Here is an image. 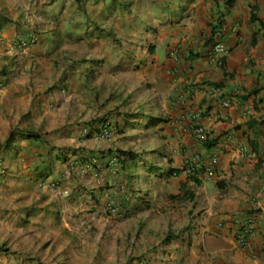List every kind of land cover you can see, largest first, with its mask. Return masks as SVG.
Segmentation results:
<instances>
[{
    "label": "rangeland",
    "instance_id": "rangeland-1",
    "mask_svg": "<svg viewBox=\"0 0 264 264\" xmlns=\"http://www.w3.org/2000/svg\"><path fill=\"white\" fill-rule=\"evenodd\" d=\"M17 1L2 3L15 11L28 9L30 14L34 6V15H39L43 0ZM108 1L60 0L59 4L51 0L54 16L50 20L24 22L37 34H44V38L34 43L38 46L33 53L12 60L16 73L0 84V142L7 139L11 130L32 128L43 135L50 133L47 139L51 144L43 146V160L36 156L40 158L36 164L47 165L29 180L24 179L25 175L33 171L24 169L35 164L33 144L21 139L15 150L0 149V213L6 212L13 237L12 243L2 245L6 251L16 243L15 247L47 264H113L115 257L107 255L111 252L134 260L150 247L147 237L163 235L168 229L169 241L174 239L169 233L179 238L184 227L185 235L186 225L196 223L204 197L208 196L205 184H196L185 171L168 180L141 163L132 171L139 172L142 178L133 180L135 194H127L126 209L124 204L109 199L108 194L126 185L128 178L119 174L120 181L113 179L106 184L102 176L89 172L90 168L82 167L74 158L81 148L92 149V142L96 141L89 136V128L98 131L101 118L106 116L111 122V134L103 141L114 142L119 152L134 150L148 163L158 159L164 167H168L169 155L179 168H183L186 159L197 156H185L173 135L175 126L166 125L167 91L171 79L180 78L174 64L183 63L179 60L182 42L173 24L185 7L192 9L193 0H122L132 1V10L123 12L118 8L114 14L106 12ZM82 5L87 15L82 12ZM4 23L0 16V28ZM76 23L80 32L69 34ZM93 23L113 29L115 37L100 36ZM55 27L59 33L49 35L48 29ZM153 44L154 51L149 48ZM124 53L132 57V64L120 62ZM29 58L36 62L27 67ZM81 59L100 63H96L92 74L86 75L82 71L84 64L74 67ZM77 126L86 129L83 136L68 135L66 129ZM57 148L65 149L56 154ZM161 148L166 150L167 159L158 154ZM152 151L156 153L154 158ZM24 163L29 164L27 168ZM36 175H40L41 182ZM52 180L59 181L57 188L51 187ZM145 181L149 183L144 184ZM187 190L194 197L183 199L182 192Z\"/></svg>",
    "mask_w": 264,
    "mask_h": 264
},
{
    "label": "crops",
    "instance_id": "crops-1",
    "mask_svg": "<svg viewBox=\"0 0 264 264\" xmlns=\"http://www.w3.org/2000/svg\"><path fill=\"white\" fill-rule=\"evenodd\" d=\"M193 2L192 9L185 7L176 15L173 24L174 32L179 34L182 42L179 60L183 63L174 64V71L180 72V78L171 79L167 91L166 125L175 126L172 132L178 138V149L185 156L194 153L201 159L213 154L217 156L213 170L198 176L205 184L208 196L204 197L196 223L186 225L185 235V227L180 231L181 237L169 241L168 229L163 235L155 233L147 237L150 247L133 257L134 260L118 252L108 253L109 258L115 257L113 264H264V0H235L232 4L229 0ZM49 3L51 0L41 1L39 15L35 16L36 7L32 5L34 10L30 14L28 9L11 10L10 5L0 0V16L5 22L0 30V84L16 73L12 60L20 59L28 52L33 53L38 46L40 41L21 49L20 37L16 35L19 32L23 33V37H29L35 32L24 22L50 20L54 11ZM27 14L31 16L27 17ZM77 20L74 19V22ZM66 27L68 30V25ZM74 27V30L69 29V34L80 32L77 23ZM48 30L49 35L59 33L56 27ZM40 37L43 39L44 34ZM218 42L226 46V51L219 55L221 64L212 58L211 51ZM32 62L36 61L29 58L25 64L29 67ZM215 84L220 88H215ZM13 88L11 86L12 92ZM226 100L230 101L227 106L224 104ZM198 128L204 130L210 147L197 139L195 130ZM80 129L77 126L66 130L68 135L80 138L86 130ZM89 129V136L95 139V131L91 127ZM40 134L45 140L43 146L48 147L51 142L47 138L51 134ZM8 137L0 142V149L4 147L5 150ZM26 140L28 144H35ZM95 141L92 142V149L81 148L74 153L77 163L82 165V158L98 155L101 157L100 164L89 172L102 176V182L106 184L113 179L120 181V175L113 174L106 163L110 156L120 153L117 145L110 140ZM43 146L41 149L32 146L35 164L28 166L24 163V167L28 166L24 170L33 171L27 172L30 176L25 175L24 179H32L33 174L47 165L36 164V160L45 154L41 151ZM64 149L57 148L56 154L64 152ZM38 155L40 158L36 157ZM173 160L172 165L177 167ZM19 168L22 169L21 164ZM36 179L40 180V175H36ZM94 180V184L98 182L96 186H99V181ZM120 188L109 192V199L129 209L127 195ZM1 213L0 264H47L29 256L24 249L15 247L16 243L8 251L2 249L5 243H12L13 237L7 214Z\"/></svg>",
    "mask_w": 264,
    "mask_h": 264
},
{
    "label": "trees",
    "instance_id": "trees-1",
    "mask_svg": "<svg viewBox=\"0 0 264 264\" xmlns=\"http://www.w3.org/2000/svg\"><path fill=\"white\" fill-rule=\"evenodd\" d=\"M80 1V0H78ZM107 1V0H105ZM233 2H235V0H229V3L232 4ZM161 5V3L159 4ZM159 5H157V7H159ZM164 5V3H163ZM106 6V12L109 14H114L115 10L120 8L122 9V11H127V10H132V1H127L126 3L122 0H109L108 3L105 5ZM167 6V5H165ZM82 12L85 13V15H87V11L85 9V7L82 5ZM170 7V4H168V8ZM95 22V21H94ZM94 27L95 31H100L98 34L103 37L109 38V39H113L115 37V32L113 31V29H105V28H101L99 24L97 23H93L92 25ZM2 28H0L1 30ZM87 29V28H86ZM149 30V29H147ZM88 31V30H87ZM149 48H152V50L154 51V45H150ZM87 59H81L79 61H77L74 65V67L80 66L82 64V71L88 75V74H92L93 71H95V66L96 63H100L98 61H88ZM131 62L132 64V57H130V55L128 53H124L123 56L121 55L120 58V62L121 63H125V62ZM122 68H126V67H122ZM215 88H220V85L215 84L214 85ZM101 125H111L110 119L106 116L101 118ZM21 139H28L32 142H34L35 144H33V146L35 148H41L44 145V138H42L41 134L32 129V128H21V129H14L11 130L9 133V137L8 140L5 144V150H15L17 149V147L20 146V140ZM204 146L210 147L211 145L208 143V139H204L202 140ZM55 151H52V153H54ZM153 153V158L156 157V153H154V151H152ZM158 154L160 155V157L162 158H166L167 159V153L166 150L164 148H161L158 151ZM57 158H62L64 160H66L67 155H63V156H59V155H55ZM118 158V165H119V174H122V176H125L126 178H128L127 184L122 186L120 189L125 191V194L127 195L129 192H132V194H135L133 192V180H139L142 178V175L137 172V173H133L132 171L138 167L139 164H143L144 166H147V168L152 171L155 172V174H159L160 176H164L166 177L168 180L174 178L175 176H179L182 172L183 169L173 166V158L169 157L168 155V167H164L162 165L159 164L160 160L157 159V161H153L151 163H148L145 159L142 158V154L141 153H137L134 150H124V151H120V153L118 155H115ZM81 163H82V167L83 166H98L97 164L93 163L91 159H81ZM204 171L201 170L199 171L196 175H193L192 178L194 180V182L198 185L202 184V181L198 178V176L200 174H202ZM59 181H53L51 183H55L57 184ZM148 181H145L144 184H148ZM130 191H129V189ZM142 187L139 188L140 193L142 192ZM183 199H186L187 197H194V193L190 190H187L183 193ZM171 197L173 195H170ZM145 198V197H144ZM126 202H128V200H126ZM170 234V238H175V236L172 233Z\"/></svg>",
    "mask_w": 264,
    "mask_h": 264
},
{
    "label": "built area",
    "instance_id": "built-area-1",
    "mask_svg": "<svg viewBox=\"0 0 264 264\" xmlns=\"http://www.w3.org/2000/svg\"><path fill=\"white\" fill-rule=\"evenodd\" d=\"M38 40V36L34 35L32 41L35 42ZM22 46L27 45V40H24L21 43ZM212 51V58L218 62L219 64L222 63L219 55L223 54L226 51V46L223 42H218L214 44L211 48ZM230 101L226 100L224 104L227 106L229 105ZM110 125H103L101 131L95 135V139L98 141H103L110 137ZM195 135L199 141L206 139V134L202 128H198L195 130ZM217 161L216 155H211L207 159H200L199 155L193 158L186 159L184 163V170L189 175H196L199 171L203 170L206 173H209L213 170L215 163ZM94 163H98V159L93 160ZM109 168L113 171V173H117L119 169L118 165V158L117 156H112L107 161ZM2 174H5V169L2 168ZM53 188H57V184L52 185Z\"/></svg>",
    "mask_w": 264,
    "mask_h": 264
},
{
    "label": "clouds",
    "instance_id": "clouds-1",
    "mask_svg": "<svg viewBox=\"0 0 264 264\" xmlns=\"http://www.w3.org/2000/svg\"><path fill=\"white\" fill-rule=\"evenodd\" d=\"M34 35H37V36H38V40L35 41V42L32 41V38H33ZM18 37H20L19 40H20V47H21V49H25L26 47H28V46H30V45H32V44H34V43L39 42L40 39H41L40 35L37 34V33H32L29 37H26V36L23 37L22 35H17V38H18ZM24 40H27V45H26V46H22V45H21V43H22ZM177 60H178V58L176 57V61H177ZM102 126H103V125H101V127L99 128L98 131H95V135L101 131ZM110 128H111V125H110ZM110 131H111V130H110ZM95 135H94V136H95ZM97 141H98V140H97ZM114 156H115V155H114ZM197 156H198V155H197ZM110 157H112V156H110ZM110 157H109V158H110ZM199 157H200V156H199ZM109 158H108V159H109ZM89 159H91L92 162H93L94 159H98L99 162H98V163H95V164H97V165H99L100 162H101V157L98 156V155H97V156H94V157H92V158H89ZM108 159H107V161H108ZM200 159H201V157H200ZM0 160H2V159H0ZM107 161H106V163H107ZM93 163H94V162H93ZM107 166H108V163H107ZM87 168H90V169H91V168H93V165H92V166H91V165H90V166L88 165ZM108 168H109V166H108ZM181 169H183V171H185L184 168H181ZM110 170H111V169H110ZM111 171H112V170H111ZM5 172H6V170H5ZM112 173H113V171H112ZM113 174H115V175H119V170H118L117 173H113ZM190 176H192V175H190ZM175 177H177V176H175ZM53 184H54V183H51V187H52V188H53V186H52ZM58 184H59V183H57V186H58ZM66 193H67V191H66Z\"/></svg>",
    "mask_w": 264,
    "mask_h": 264
}]
</instances>
